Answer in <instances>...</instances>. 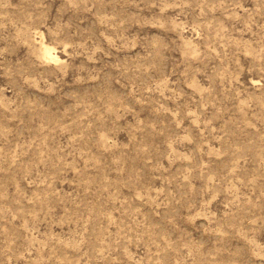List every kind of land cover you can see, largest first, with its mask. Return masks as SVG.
Here are the masks:
<instances>
[{
	"label": "rangeland",
	"instance_id": "1",
	"mask_svg": "<svg viewBox=\"0 0 264 264\" xmlns=\"http://www.w3.org/2000/svg\"><path fill=\"white\" fill-rule=\"evenodd\" d=\"M0 264H264V0H0Z\"/></svg>",
	"mask_w": 264,
	"mask_h": 264
},
{
	"label": "bare ground",
	"instance_id": "2",
	"mask_svg": "<svg viewBox=\"0 0 264 264\" xmlns=\"http://www.w3.org/2000/svg\"><path fill=\"white\" fill-rule=\"evenodd\" d=\"M41 48H42L41 50H42V54H43V56L46 57V58L51 59V55H50L48 49L45 48V47H41Z\"/></svg>",
	"mask_w": 264,
	"mask_h": 264
}]
</instances>
